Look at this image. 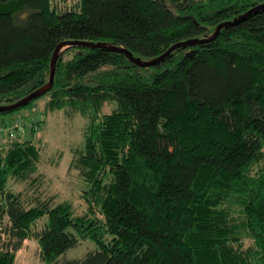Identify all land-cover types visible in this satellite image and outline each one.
Segmentation results:
<instances>
[{
  "label": "trees",
  "instance_id": "16d2710c",
  "mask_svg": "<svg viewBox=\"0 0 264 264\" xmlns=\"http://www.w3.org/2000/svg\"><path fill=\"white\" fill-rule=\"evenodd\" d=\"M263 1L0 0V104L48 81L63 40L149 59ZM44 95L88 119L69 161L84 206L40 188V137L0 145V264L26 239L45 264H264V9L149 66L68 46L16 109ZM80 239L95 247L67 258Z\"/></svg>",
  "mask_w": 264,
  "mask_h": 264
},
{
  "label": "rangeland",
  "instance_id": "374dc122",
  "mask_svg": "<svg viewBox=\"0 0 264 264\" xmlns=\"http://www.w3.org/2000/svg\"><path fill=\"white\" fill-rule=\"evenodd\" d=\"M46 100L47 95H44L38 99L34 107L19 108L0 114V145L6 144L9 140H22L28 137H34L36 140L40 137L42 140L40 166L44 171L43 184L40 188L45 194L56 193L59 199L70 200L74 210L80 212L84 206L80 190L85 185L75 182L79 178L76 170H69V161L72 149L80 144L81 148L83 146V132L88 119L79 113L68 116L62 109L46 111ZM14 123L16 127L11 132L10 128ZM93 247L95 244L92 240L80 239L64 255L67 258L82 256ZM38 251L37 241L26 239L16 252L15 264H45L40 259Z\"/></svg>",
  "mask_w": 264,
  "mask_h": 264
},
{
  "label": "water",
  "instance_id": "95a60500",
  "mask_svg": "<svg viewBox=\"0 0 264 264\" xmlns=\"http://www.w3.org/2000/svg\"><path fill=\"white\" fill-rule=\"evenodd\" d=\"M262 9H264V1L259 4H256L255 6L248 9L246 12L236 16L232 20H226V21L219 23L215 27L211 35L206 36V37H201V38L194 37V38H188L186 40L178 41L176 43H173L171 46H169L162 54L149 58V59H143L140 56H134L132 52L129 51L127 48L116 45L114 43H108L105 41H88V40H78V39L63 40L56 45L52 53V56L50 59V65H49L48 81L44 83L42 86L38 87L37 89L31 91L24 97L16 100L15 102L8 103V104H0V113L12 111L18 107H21L27 104L28 102L41 96L42 94L46 93L51 88L53 81H54V73H55V66H56L57 58L59 54L61 53V51L68 46L78 45V46H86L90 48H106L110 50H116V51L123 52L129 58L130 61H132L134 64L138 66H149V65H153L163 60L174 49L178 47H183V46H187V45H191L195 43H206V42L212 41L217 36L219 30L222 27L236 24L239 21L245 19L250 14L256 13Z\"/></svg>",
  "mask_w": 264,
  "mask_h": 264
},
{
  "label": "built area",
  "instance_id": "2783aa9c",
  "mask_svg": "<svg viewBox=\"0 0 264 264\" xmlns=\"http://www.w3.org/2000/svg\"><path fill=\"white\" fill-rule=\"evenodd\" d=\"M16 127V123L13 124V126L10 128V131L12 132ZM5 130L7 131V127L5 128Z\"/></svg>",
  "mask_w": 264,
  "mask_h": 264
}]
</instances>
